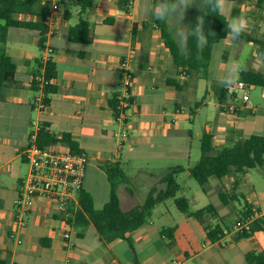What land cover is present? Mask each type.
Instances as JSON below:
<instances>
[{
  "label": "crops",
  "instance_id": "crops-1",
  "mask_svg": "<svg viewBox=\"0 0 264 264\" xmlns=\"http://www.w3.org/2000/svg\"><path fill=\"white\" fill-rule=\"evenodd\" d=\"M43 2L48 3L51 10L48 18L50 32L44 50L39 47L40 32L23 28H12L19 30L18 42L11 44L9 34L7 44V53L18 66V83L5 89L0 121L7 116L17 117L18 114V136L0 133V162L3 163L0 164V175L3 172L0 176V259L9 264H133L134 253L127 241L120 239L104 244L93 225L83 230L73 228L44 201L34 204L27 227L18 234L15 201L28 172L23 174L18 167L7 168L13 159L7 157L8 151L12 149L13 155L28 165L24 152L42 125L45 124L47 131L58 137L66 133L71 135L73 142L89 156L84 189L92 194L95 207L101 209L109 198L102 207L96 206L95 195L88 185L94 160L100 168L110 162H119L125 173V169H129L126 164L128 160L140 156L145 159L154 157L149 156V153L156 151L164 141L175 142V136L185 141V158L191 151L188 138L191 140L196 137L200 142L204 133H210L214 146L221 148L244 140L245 135H248L244 134L245 131L249 133L247 138L259 134L256 131H262L264 125L250 114L253 105L251 92L259 87H250V101L244 103L242 109L236 104L238 99L228 100V105H237L239 113L222 111L219 97L225 88L218 78H214V73H222L225 66L221 64L218 67V61L222 60L226 64L231 57L242 54L247 57V68L250 67L247 70L263 72V57L253 42L241 39L237 45L219 43L214 46L207 70L188 75L177 70L156 20L142 14L145 0H94L83 14L84 20L90 25L92 43L89 45L73 43L69 39V29L77 24L80 12L72 0ZM150 2L155 4L159 0ZM231 3L230 16L244 15L249 21L245 33L261 37L264 32V4L259 7L256 1L242 0ZM190 8L192 13L195 6ZM197 16L189 15L183 23L194 25ZM224 17L229 20L228 15ZM20 19L39 20L31 16H21ZM168 26L185 52L188 35L175 22L168 23ZM216 48L220 49L221 55H216ZM48 58L57 67V79L53 84L58 89L52 94L44 92L43 69H40L38 62L45 63ZM124 61L129 67V84L124 80L121 69ZM36 80L37 84H34ZM125 91L131 95L132 101L127 113V124L117 120L110 106V101ZM260 91L264 100V88H260ZM243 113L246 115L242 116ZM185 117L192 124V129L185 124ZM8 124L10 128L14 127ZM124 132L128 133V139L120 146L119 140ZM167 156L171 159L174 157L172 154ZM151 170L160 172L158 168ZM186 174L190 176L189 172ZM152 175L155 174L140 172V176L146 179L160 177ZM211 181L208 192L203 193L219 198V193L212 194L209 189L215 180ZM243 181L249 184V172ZM225 190L228 193L230 189ZM249 190L253 192L254 189ZM134 194L132 192L129 195ZM188 199L191 204V201L200 202L201 198L193 196ZM247 200L256 212L260 211L257 216H264V208L259 202ZM218 204L217 207L214 205L218 214L211 226L208 223L201 224L194 216L187 214L173 227L164 225L155 228V208L149 221L128 235L140 264H249L246 259L248 253L264 252V232L236 240L239 231L236 223L240 217H236L234 228L227 230L226 227L218 240L209 239L205 227H213L218 219L230 218V204L225 206L221 201ZM134 207L124 209L121 202L123 211H130ZM172 212L169 207L162 208L160 216L165 223L173 219ZM211 215L214 214L206 217ZM165 230L172 232L167 233ZM79 232L81 236H78Z\"/></svg>",
  "mask_w": 264,
  "mask_h": 264
},
{
  "label": "trees",
  "instance_id": "trees-1",
  "mask_svg": "<svg viewBox=\"0 0 264 264\" xmlns=\"http://www.w3.org/2000/svg\"><path fill=\"white\" fill-rule=\"evenodd\" d=\"M72 1L80 8V12L77 24L69 29V39L73 43L89 45L92 43L90 25L84 20L83 14L93 5L94 0ZM238 1L240 0H231V2ZM242 1H256L259 7L264 4V0ZM50 11L49 4L43 2V0H0V106L5 100V89L18 83V66L15 60L7 53L9 30L12 28H23L39 31V47L44 50L46 37L50 32V27L47 24ZM21 16L37 17L39 20H24L20 19ZM227 22L228 20L224 15L210 13L205 18V33L207 34L209 30H213L216 36L214 38L209 37V45L207 47L198 49L195 40L188 35L186 50L183 52L174 39L168 23L156 20L161 37L170 51L177 70L188 75L200 70H207L214 46L219 44V40L227 35ZM213 39H216V41H212ZM241 39L253 42L264 60V32L261 37L244 33ZM38 62L40 69H43V75L41 76L43 77L44 92L46 94L55 93L58 89L53 84V81L57 79L56 63L50 59L45 63L40 60ZM36 77L38 78V75ZM239 82H244L249 87L264 88V71H243ZM34 84H37V80ZM230 98L236 101L234 95L230 94L227 89H223L219 97L222 111L229 112L231 105H228V100ZM118 105V99L114 97L110 101V106L113 108L116 118L119 116ZM235 109L239 113L238 107H235ZM46 127L45 124L42 125L37 134L36 144L39 147L57 149L63 145L71 152H83L73 142L71 135L66 133L58 137L47 131ZM200 142L202 155L193 166L184 167L177 165L171 167L160 180V184L164 185V188L153 187L144 203L130 211L122 210L118 193L119 187L123 184L128 185L130 180L125 175L119 162L108 163L103 167L110 182L108 202L101 209H97L92 194L83 187L79 194L80 208L77 211L71 210L73 215L67 219V224L78 230H83L93 225L104 244L120 239L127 241L134 253L133 264H140L137 251L128 235L144 226L159 204L173 200L180 212L194 216L201 224H204L206 215L218 214L217 208L212 204L194 212L190 210V200L181 194L183 189L179 182L180 174L189 172L190 177L199 184L204 193L208 192L211 178L222 181L229 176H233V193L230 195L227 192H219V198L225 206L233 202H239L243 206L241 221L237 223L239 231L237 232L236 240L264 232V216H257L260 211L256 212L244 194L238 193V188L248 172L257 168L264 170V135L254 134L245 140L218 148L214 146L213 135L204 133ZM246 221L248 222L247 224ZM246 225H248V229ZM205 228L211 241L218 240L219 236L225 233V229L220 224L215 227L206 226ZM172 230H165L164 232L170 233ZM227 230L229 229L227 228ZM78 236H81L80 232ZM246 259L249 264H264V252H250L246 255ZM0 264L9 263L0 259Z\"/></svg>",
  "mask_w": 264,
  "mask_h": 264
},
{
  "label": "rangeland",
  "instance_id": "rangeland-1",
  "mask_svg": "<svg viewBox=\"0 0 264 264\" xmlns=\"http://www.w3.org/2000/svg\"><path fill=\"white\" fill-rule=\"evenodd\" d=\"M199 2V0H197ZM197 11V12H194ZM191 13V8H189L186 12L185 18H187L189 15H199L201 12L195 7V9ZM184 22V21H183ZM18 29H11L9 34L11 37L10 43L18 42ZM260 34V31H258ZM263 33V32H262ZM9 37V38H10ZM244 43V41H242ZM246 44V43H244ZM35 50L39 51L37 47H34ZM216 55H221L220 49L216 48L215 50ZM247 69H250L247 68ZM205 71V70H204ZM32 94H34L32 92ZM252 97V110H251V116H255L258 118V122L262 123L264 125V100L261 98V91L260 88L256 89L255 91L251 92ZM237 98L239 102L236 104L239 105V108L244 107V102L242 101V94H238ZM230 112V110H229ZM232 113V112H231ZM246 114L243 113L242 116H245ZM186 118V117H185ZM186 118L184 121L187 126H190L192 129V124L189 122V119ZM8 122L12 124L14 127L9 126ZM259 134H264V129L262 131H256ZM0 133L2 134H10L11 136L17 137L18 136V114L17 117H11L7 116L5 119H2L0 121ZM244 134L249 133L247 131L244 132ZM251 134V133H250ZM253 134V133H252ZM248 135H245V138H247ZM176 141L170 142V141H164L160 143L159 148H156V151H153L152 153H149V157L145 159V157H136L131 160H128V163H126L129 166V169H125V175L130 180V183L128 185H122L118 189V193L121 199V202L123 204V208L127 209L132 206L141 205L144 203L149 191L153 187H157L158 189L164 188V185L160 184L161 176H164V174L167 172V169L169 167H173L176 164H180L181 166L187 167V165H194L196 161L199 160L201 157V149H200V142L199 138L192 137L191 141V151L190 155L183 157L186 152L185 147V141H181L180 136H175ZM175 139V138H174ZM242 141V140H239ZM238 141V142H239ZM235 143V142H234ZM233 144V143H231ZM229 144V145H231ZM60 150H68L67 148L63 146H59ZM167 154H172L174 157L171 159L167 156ZM16 155H13V150L10 149L8 151V158H13L10 161V164L7 166V168L18 167L22 169L23 174H27L28 172V165L24 164L20 158L15 157ZM189 157V160H188ZM97 161H93L92 164L94 166L93 172L88 176V185L89 188L92 189L94 195H95V201L96 206L98 208L102 207L105 202H107L110 194V182L108 179V175L106 171L103 168H100L96 166ZM0 164H3L0 162ZM151 168H158L160 170L159 173H156L155 171L151 170ZM144 173H153L155 175H160V177H157L155 175L154 178L146 179L144 177L140 176V172ZM153 171V172H152ZM3 173V172H2ZM2 173L0 176H2ZM152 179V180H151ZM249 184H245L244 181H242L240 187L238 188L241 193L245 195L247 199H249L251 202H259L262 208H264V170L261 168H257L254 170H251L249 172ZM212 180V181H211ZM211 183L214 181L212 186H209V189H211L212 194H217L219 192H226L225 189H230L229 194H232L233 189V182L234 178L229 177V179H225L222 182L217 181L215 178L211 179ZM179 181L181 186L183 187L182 194L184 196H187L188 198H192L193 196L200 197V202H192L190 204V210L191 211H197L201 208L206 207L209 204H213L217 207L219 205V198L217 195L214 196H207L203 193V190L200 188L199 184L190 176H188L185 173H181L179 176ZM249 189H254L253 192H250ZM134 192V196H130ZM251 194V195H250ZM251 196V197H249ZM195 201V199H193ZM217 204V205H216ZM235 205V206H234ZM169 207L173 210L172 215L173 219L169 221L168 223H165L162 216H160V212L162 211V208ZM237 207V208H234ZM243 206L239 203H231L228 206V211L230 218H227L226 220H217L213 227L217 226V224H220L224 229L231 228V230L234 228V222L236 220V217L241 220L240 212H242ZM216 215H211V217L204 218V224H209L211 226L212 222L216 219ZM154 223L155 228H162L164 225L173 227L180 218L187 217V214L181 213L177 210L176 206L174 205L173 200L167 201V203L163 206H159L154 211ZM239 220V221H240ZM236 227H238V224L236 223ZM239 228V227H238ZM237 234V233H236Z\"/></svg>",
  "mask_w": 264,
  "mask_h": 264
},
{
  "label": "built area",
  "instance_id": "built-area-1",
  "mask_svg": "<svg viewBox=\"0 0 264 264\" xmlns=\"http://www.w3.org/2000/svg\"><path fill=\"white\" fill-rule=\"evenodd\" d=\"M51 26L49 20L47 21ZM52 49H49V53ZM49 58L46 61H48ZM124 80L129 84L130 72L128 63L121 64ZM231 93L237 100V95L242 94V101H250V87L244 82L234 85ZM119 116L117 120L128 123V111L132 106L131 95L128 91L117 97ZM235 105H231L230 112H235ZM128 139V133L124 132L119 140V145ZM37 136H33L32 142L24 152L29 171L22 181V190L15 201L16 224L19 231L28 225L34 204L44 201L52 207L66 222L73 214L71 210L80 208L79 194L84 187V179L89 165V156L84 152H71L52 148H41L36 144ZM248 229V225H246ZM68 238V236H66Z\"/></svg>",
  "mask_w": 264,
  "mask_h": 264
},
{
  "label": "clouds",
  "instance_id": "clouds-1",
  "mask_svg": "<svg viewBox=\"0 0 264 264\" xmlns=\"http://www.w3.org/2000/svg\"><path fill=\"white\" fill-rule=\"evenodd\" d=\"M195 6L202 15L196 17L194 25H186L183 23L187 10ZM232 8L231 0H159L153 4L150 0H145L141 12L144 15H150L154 20L164 23L175 22L186 35H190L196 42L198 49H203L209 45V37H215L216 33L209 30L205 33V18L210 13H218L220 15H228L229 20L226 24L227 35L220 39L221 44L237 45L241 42V37L248 28L249 21L244 15L230 16ZM212 41H216L213 39ZM246 55L231 57L225 64L224 61H218V67L224 64L223 72L214 73V78H218L219 83L230 93L240 80V75L247 70Z\"/></svg>",
  "mask_w": 264,
  "mask_h": 264
}]
</instances>
